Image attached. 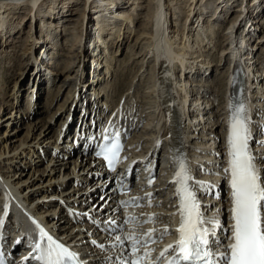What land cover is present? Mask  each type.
<instances>
[{"label":"bare ground","instance_id":"obj_1","mask_svg":"<svg viewBox=\"0 0 264 264\" xmlns=\"http://www.w3.org/2000/svg\"><path fill=\"white\" fill-rule=\"evenodd\" d=\"M46 1H49L46 12L38 17L40 14H38V10L42 9L41 7ZM119 1L0 0V55H3L2 60H5V62L12 61L15 52L18 50V46L20 47L21 45L20 53L24 57L27 55L25 57L27 59L25 64L20 65L22 70L20 77L14 80L11 79L16 88L13 85L14 91L11 92L10 99L8 87L0 76V122H3L5 125L7 124V126L13 125L15 128L13 132L9 134L7 132L5 136H0V168H3L0 170V196L6 197L9 200L8 202L12 209H14L12 205L16 201L15 198H19L22 194L27 199H30L27 202H23V206L18 207V214L20 215H24V213L31 209L32 201L41 200L38 215L40 221H47L48 223H52L50 225H55L54 229L57 235L64 242L75 247L80 253L85 254L89 264H117L120 256L124 260L127 254L125 249L129 246L130 241L125 240L123 244H120L115 240V237L124 236L133 231L139 232L138 235H142L148 232V226L157 228L153 234L156 236H159L165 227L169 230L170 234L165 235L162 240H158L154 245L156 247L159 243H169L175 239L174 232L176 227L174 223L180 216L178 198L174 197L169 200V195L171 194L172 196L176 188L171 176L174 171L173 161L174 158H177L175 151H171L169 147L170 143L168 142L171 121L173 125L177 121V118L179 119V116L182 122L183 120L187 121V132L183 134V142L187 145L195 146V149L201 148L205 152V155L201 159L198 157L193 158V172L197 171L201 165L207 169L218 168V173L223 172V168L227 167L225 165L227 150L225 143L222 142L223 137L227 134V131H225L227 117H221L222 119L219 120L221 113L217 115V112L225 108V105L222 107L220 105L219 95L220 88H223L228 83H225L226 79L230 80V69L229 72L220 73L219 82L213 86L210 85L211 89L205 92L206 95H203V90L199 88L197 92L201 94V97L193 98L188 95V91L192 83L194 85L195 83L198 85L200 83L194 82L195 76H200L201 78L204 76L208 77V73L211 72L213 75V71L216 72V69H221L224 63L228 64L225 56L226 48L224 49L223 44H219L222 39L220 36H217V32L214 30L216 28L214 26L215 22L217 21V23L225 25V28H222V32L226 33L223 34V37L226 35L227 39L236 36L238 33L236 30H247L246 37L243 35L239 36L243 39L245 45H250L251 40L254 38L251 29L254 27L258 29L261 26L260 19L262 12L260 10L264 9V0H181L180 3L179 0H123L125 2L118 5ZM147 1L152 4L151 10L148 12L145 11ZM92 2L93 5H91ZM129 2L131 3L128 4ZM203 2H205L204 5H202ZM178 3L181 8L182 5L180 4H185L188 7L185 21H179L175 17L176 14L172 13L173 6L178 5ZM238 6L240 7L239 10L241 9L242 11L233 20L234 17H230L236 12ZM22 9L24 10L23 12L21 11ZM56 9L59 10L56 11ZM228 14L229 20H225ZM142 17H145L143 21L145 25L140 29ZM135 18L138 19L137 22ZM134 23L136 24L134 25ZM176 26L178 27L176 28ZM51 28L57 32L62 30V32H58L52 39L48 36L50 31H52ZM68 30L72 34L68 51L72 53L76 52V60H82L84 56V64L81 69L78 68V65L81 66V61H77L78 65L73 66V62H75L72 60L73 58L65 61V64L61 68H56V65L58 66V60L56 59L57 62L51 61L45 64V61H39V58H36L44 46L46 49L41 54L46 55L49 61L54 58L53 53L65 50L64 46L69 43L66 41L64 44V41L67 40L66 36H68V33L66 32ZM131 37L135 39L136 45L143 43L142 48L145 50L141 52V57L138 56L139 59L142 58L143 62L140 68L147 65V70H150L152 74L149 77V84H151L149 94L146 96L149 100L146 99V102H154H151L153 105H148L145 108V110H148L145 113V110L141 108V106L144 107L140 103L142 101L138 99V94L140 97V89L137 86L134 89L130 88L122 94V98L127 94V102L122 103L121 109L123 110V107L128 108L129 106L131 110L133 103L135 105L138 103L137 111L141 112V117L143 118L139 120L136 116V111L133 113V117L137 118V120L134 122L135 119L133 118L132 122L137 124L139 120L140 125L137 127L134 136L129 139V143H131L130 160L132 159V162H139L136 163V168L138 167L143 171L142 175L144 176L141 178L143 183L147 182L149 179L147 175L152 170L149 164H147L148 160L153 161L157 154H162V156H166L168 161L164 169L160 168L156 171L157 181L160 180L158 185L138 186L133 184L132 187H136L137 189L136 197L145 198L140 202L141 204L138 207H134L135 203L121 205L120 202L122 200H134L126 198L130 197V194L122 192L117 196L114 194L116 187L111 191H109V188H103V183L109 178V174L107 176L102 174L99 163L93 158L92 151L88 150L85 152L82 150V154L80 155L79 151L76 150L79 156L76 161L70 159V156L65 158L58 157L60 152L64 153V156L65 154L70 155L72 150L73 145L67 139L68 134H66L72 121L67 126L66 135L61 136L54 132L57 123L59 125L63 120L66 121L68 113L75 111L74 106L79 107L80 104L81 110H83V107H88L90 111L100 109L99 117L105 116L104 118H107L109 121V118L112 117L111 111H105V109L114 108L116 105L113 102L115 98L112 97L111 93L113 86H110V84L118 65L117 52L119 49L124 50V47L128 45V50H131L130 52L133 54L132 47L129 48L130 45L128 44ZM230 42L228 43L230 44ZM84 43L88 45L85 54L83 50ZM90 48L91 51L89 52ZM36 50L37 53H35ZM221 50L223 51V55L219 57L220 62L214 63L209 54L212 53L214 55L216 51L218 53ZM92 57L94 58L92 59ZM89 60L91 64L88 65L87 61ZM105 63L106 71L100 70V67L104 66L103 64ZM12 64L10 65V70L14 69L16 63ZM179 64L186 66V68L192 70L191 72L194 70L195 75L192 76L194 80L188 79L187 76L185 79L178 78ZM28 65H31V67L29 68ZM32 65L35 67H32ZM54 65L55 67H53ZM77 68L80 70V73H78ZM196 68H198L197 70L201 68L202 72L196 74ZM263 68L251 70L249 71V75L251 77L252 75L255 77L261 75L262 77L264 74ZM140 73L141 70L136 72V74ZM22 75H24L23 81ZM58 76H65V78L58 81ZM25 77H28L31 82L35 81L36 85H39L40 91L44 87H48V92L46 91L47 98H42L41 96L39 99L40 104L28 102L27 105L29 107L27 109L23 107L24 97L28 89L27 85H29V81L27 80L26 82L24 80ZM17 79L18 81L20 79L19 88L17 87ZM76 79L80 82L79 88L75 86L74 90L70 92L71 89L67 90L70 85L68 83ZM198 79L196 80L198 81ZM61 81L64 84L59 90ZM138 81L137 85H140L141 82L143 83L141 77L138 78ZM262 83V87L255 83V86L253 83L251 86L253 88L256 87L257 91H259L264 87V78L262 79ZM92 84L93 88L90 93L95 92V96L84 94L86 91L89 93L87 89L90 90ZM104 85L105 87L103 88ZM56 91H59L58 94H56ZM174 92H177L179 95L174 96ZM30 93L31 91L28 95ZM252 93L253 99L249 102L251 108L249 115H252L254 110L262 113L264 111V104L256 101V99L254 100V90H252ZM227 94L228 88L225 101L227 100ZM103 96L106 98L108 96V98L103 103L102 108L99 107V105L102 106L101 102L96 106L97 103L91 100L92 97H97L100 100L103 99ZM122 98L120 101L117 100L119 101L117 104H121ZM202 98L206 99L202 100ZM192 100L198 106L199 112L196 117L198 124L192 121L191 117L189 119L190 115H187ZM6 109L10 110L6 112ZM112 112L113 114L115 113V111ZM126 114L128 113L124 114L121 112L120 116H125ZM185 115H187L188 120H186ZM194 125L196 128L199 125L200 127L197 128L198 131L191 132L190 130ZM140 128H142L143 134H136ZM122 132L123 130L120 131V133ZM62 139L64 140L62 141ZM172 139H181V135L172 134ZM159 141L161 152H159L158 146L155 145ZM173 146L178 150L181 149L180 145ZM38 147L44 148L47 154L51 153L53 161L50 164L44 161V158H40L46 154L45 150H41V154H36V152L40 151H37ZM35 154L34 161H32L33 158L32 160L28 159L31 155ZM3 155H6V157L2 160ZM16 159H19L18 161L22 164L20 169H13ZM2 162L4 166H1ZM72 163H75L76 167L70 173L69 170ZM28 165L30 167L35 165V172L28 171ZM127 165L126 163L123 164L126 167L120 169L119 177L132 172V169L127 172ZM4 167H7V173L4 172ZM165 169L167 170L165 171ZM214 173L215 171L213 173H206V178H208L209 182H214L217 178L218 174L213 177ZM67 177L69 178L65 185L64 182L52 183L53 180H64ZM130 181V177L124 178V180L119 179V183L123 184L121 188H126L127 183ZM149 192L153 194L151 205H149L147 198V193ZM218 195L219 197L221 196L219 200L222 202V207L225 204L228 209V196H225L223 191ZM102 196H104V199L108 196L114 197H109V201L104 203V199L100 200ZM64 202L72 209H77L79 205H82L83 208L86 205L85 209L88 207L95 208L97 216L102 214L106 218L111 216V220L115 221V223L110 221L109 225H106L102 222L103 226L100 227L98 223L92 224L91 232L95 236L94 239L97 240L94 243L87 239L88 230L81 227L84 225L83 222H85L83 218L90 216L74 212L71 213L72 217L66 212L67 208L65 207L67 206L64 205ZM124 206H127L125 210L123 209ZM207 207V205H203V208ZM154 212H160L155 216L156 223L147 224L145 222L146 215ZM132 216L136 217L135 223L130 221L124 224V221L129 220V217ZM81 217L82 219L78 220ZM11 230V223L4 222L3 226L0 227L1 236L7 237ZM96 243L101 244L96 245ZM111 261L114 262L112 263Z\"/></svg>","mask_w":264,"mask_h":264},{"label":"snow or ice","instance_id":"obj_2","mask_svg":"<svg viewBox=\"0 0 264 264\" xmlns=\"http://www.w3.org/2000/svg\"><path fill=\"white\" fill-rule=\"evenodd\" d=\"M229 107L227 137L229 160L228 166L223 168V173L230 177L228 179L231 192L230 226L225 228L218 215L208 216L206 210L202 211L203 196L198 193L201 190L205 193L212 192L213 186L196 180L187 158L181 155L173 161L175 166L173 182L176 185L175 194L179 198L180 216L178 227L175 229V243L168 244L153 256L154 250L149 249L148 245L170 234L167 227L155 237L154 229L142 235L133 231L124 236H116L115 240L120 244L125 240L130 241L131 255L126 254L122 264H143L145 260H148V264H264V166L258 167V154L252 147L254 137L251 122L246 115L247 110L243 101L230 104ZM104 139L108 141L109 138L105 136ZM259 143L264 146V142ZM121 149L117 133L111 142L101 145L96 155L103 156L108 167L115 171ZM147 164L150 165L151 160H148ZM148 184L149 186L153 184L152 178L148 179ZM212 194L219 199L217 193ZM152 196L151 192L147 193L149 205ZM144 199L138 197L133 201L120 203L139 205ZM4 215L5 217L8 215L7 211ZM148 219L151 221L153 217ZM130 221L135 223L136 217H129L124 224ZM33 223L39 233V239L32 246L37 261L41 264H74L78 261L76 251L69 250L65 244L53 239L37 221L33 220ZM3 224L4 220L0 219V227ZM222 237L223 240L230 239L231 243L224 245ZM79 264L84 262L80 261Z\"/></svg>","mask_w":264,"mask_h":264},{"label":"rangeland","instance_id":"obj_3","mask_svg":"<svg viewBox=\"0 0 264 264\" xmlns=\"http://www.w3.org/2000/svg\"><path fill=\"white\" fill-rule=\"evenodd\" d=\"M180 1L181 0H179V3H180ZM241 1V0H240ZM183 2V1H182ZM49 3V1H46V2H44V5H42V8H45V10H42V9H40V10H38V17L42 14V13H45L46 12V9H47V4ZM131 2H129L128 4H130ZM175 3V2H174ZM179 3H178V5H176V6H173V10H172V13H174V14H176V18H178V20L179 21H185V17H186V15L188 14V12H187V10H188V7H187V5H185V4H180V5H182V8L181 7H179ZM259 3V2H258ZM145 4V3H144ZM149 4V5H148ZM205 4V2H203L202 3V5H204ZM91 5H93V2H92V4ZM146 12H148V11H150L151 10V8H152V4L151 3H149V1H147L146 2ZM145 7V6H144ZM176 7H178V8H176ZM238 9H236V12L234 13V14H232V16L230 17V18H233L234 17V19L233 20H235L238 16H239V12L240 11H242L241 9L239 10V6L237 7ZM60 9V8H59ZM59 9H56V11L57 10H59ZM149 9V10H148ZM178 9V10H177ZM42 10V11H41ZM22 12L24 11L23 9L21 10ZM257 12V11H256ZM260 12H262L261 13V15L263 16L264 15V9L263 10H260ZM230 14V13H229ZM229 14L225 17L226 19L225 20H229ZM261 16V19H262V21H261V26H259L260 28H262L263 29V27H264V17H262ZM114 17V16H113ZM115 18V17H114ZM117 19V18H116ZM260 19V20H261ZM135 20H136V22L138 21V19L137 18H135ZM145 20V17H142L141 18V20H140V23H142V25H141V27H140V29L145 25L144 23H143V21ZM84 21H85V18H84ZM214 23V22H213ZM136 23H134V25H135ZM216 24V25H215ZM215 24H214V26H216V32H217V36H220L221 37V41L219 42V44L220 45H226L227 43H228V41L230 40V38L229 39H227V37H225L226 35H224V37H223V34H226V33H224V32H222V30L225 28V25H223V23L221 24V23H217V21L215 22ZM220 24V25H219ZM259 24V23H258ZM178 26H176V28H177ZM224 27V28H223ZM229 27V26H228ZM223 28V29H222ZM230 29V28H229ZM228 29V30H229ZM51 30H52V28H51ZM227 30V31H228ZM58 32H62V30H60V31H58ZM57 31H54V30H52V31H50V33L48 34V36H50V38H54L56 35H57V33H58ZM225 32H226V30H225ZM66 33H68V36H66L67 37V40H65L64 41V44L66 43V41H68L69 43H67L68 45H66V46H64V48H65V50H60V51H58L59 53H53V55H54V59H56V60H58V66L56 65V68H58V67H62L63 66V64H65V61H68L69 59H72V60H74L75 62H73V66H77L78 65V63H77V61H81V66H79L78 65V68H80L81 69V67H83V64H84V56H83V58H82V60H76V58H75V53L76 52H69L68 50H69V47H70V42H71V38H72V34H70V30H68ZM56 39V38H55ZM58 40H59V38H57ZM64 40V39H63ZM224 41V42H223ZM222 42V43H221ZM128 44L130 45L129 46V48L130 47H132V51H133V54L130 52L131 50H128V45H126L125 47H124V50H122V49H119L118 50V52H117V58H118V62H117V67H116V69H115V72H114V76H113V78H112V82H111V84H110V86L112 85L113 86V91L111 92L112 93V97H114L115 98V101L117 102V100H119L120 99V97H122V94L125 92V91H127V90H129L130 88L131 89H134L136 86L140 89V97H139V94H138V99L139 100H141L142 102H140L141 103V105H143L144 107H142L141 106V108H142V110L144 109L145 110V108H147L148 107V105L149 106H151V105H153V103H151V102H154V101H148V102H146L147 100H149L148 99V97H146L148 94H149V87L151 86V84H149L150 82H149V80H150V78L149 77H151V71L150 70H147V65L146 66H143V68H142V66H141V68H140V65H142V58H140L139 59V57H141V52H144V50L145 49H143L142 48V45H143V43H140V44H138V45H136V43H135V39H132V37L130 38V40H129V42H128ZM136 45V46H135ZM22 47V45L19 47L18 46V52L16 51L15 52V56H14V58L12 59V61H9V62H5V60H2V57H3V55H0L1 57H0V76H1V78L2 79H4L3 81L6 83V86L8 87V94H9V99L11 98V92H13L14 91V89H13V85H14V82L12 81V80H14V79H16V78H18V77H20V74H21V72H22V70H21V68H20V65L22 64V65H24L25 64V62L27 61V59L20 53L21 52V48ZM84 48H83V50H84V54L86 53V50L88 49V45H87V43H84V46H83ZM91 51V48L89 49V52ZM35 53H37V50H36V52ZM119 53V54H118ZM72 54H74V55H72ZM223 55V51L221 50V51H219L218 53H217V51L214 53V55H212V53L211 54H209V57L213 60V62L214 63H219L220 62V60H219V57L220 56H222ZM139 56V57H138ZM10 57H11V55H10ZM135 57H138V58H135ZM37 58V57H36ZM134 58H135V60H134ZM214 58V59H213ZM5 59V58H4ZM55 60V62H57ZM13 61H16V62H13ZM71 61V60H70ZM20 62V63H19ZM88 62V65L89 64H91V61L89 60V61H87ZM221 62H223V61H221ZM11 63H13L12 65H14L15 63V67H14V69L13 70H10V65H11ZM80 64V63H79ZM145 64V63H144ZM55 65L53 66V67H55ZM61 65V66H60ZM226 65H228V64H226V63H224V65H222V67H221V69H216V76L214 75H212V73L210 72V76H208V77H205V78H199V84L201 85V83L203 82V80L206 82L207 81V83L209 84V85H214V84H217L218 82H219V76H220V73L221 72H226V71H228L229 72V67H228V69H227V66ZM29 66V68L31 67V65H28ZM21 67H23V66H21ZM32 67H35V66H33L32 65ZM28 68V69H29ZM64 68H66V67H64ZM77 68V70H78V73H80V70ZM90 68V67H89ZM88 68V69H89ZM73 69V68H72ZM118 70V71H117ZM141 70V73L140 74H136V72L137 71H140ZM145 72H146V74H145ZM215 71H213V73H214ZM137 75H138V77H137ZM3 76V77H2ZM23 76L24 75H22V81H23ZM59 78L57 79L58 81H60V80H63L64 78H65V76H58ZM61 77V78H60ZM142 78V81H143V83L141 82V84L140 85H137L138 84V78ZM209 77H211L210 79H209ZM12 79V80H11ZM144 79V80H143ZM207 79H209V80H207ZM24 80H26V82H27V80L29 81V85H27L28 87V89H27V91H26V95L25 96H27L28 94H29V92L30 91H32V88L36 85V82L35 81H30L29 79H28V77H25V79ZM103 80V79H102ZM218 80V81H217ZM75 81H77V80H72V82H70V83H68V85H69V87H68V89L67 90H70V92L72 91V90H74L73 88H74V84H75ZM138 81V82H137ZM31 82V83H30ZM17 83H18V85H17V87L19 88V85H20V79H19V81H18V79H17ZM16 83V84H17ZM33 83V84H32ZM61 84H60V87H59V90H60V88H61V86L64 84L62 81L60 82ZM229 84V79H228V83H227V85ZM6 87V88H7ZM105 87V85L103 86V88ZM109 87V86H108ZM223 87V86H222ZM14 88H16V86L14 85ZM227 88H228V86H227ZM40 89V88H39ZM87 89V88H86ZM209 89H211V87L210 88H208V89H205V90H203V95H206L205 94V92H207ZM224 89H225V85H224V87L223 88H220V102H223V97H224ZM88 90V92L89 93H87V91H86V93H84V94H86V95H88L89 96V94H90V96H95V92L94 93H90L92 90L90 89H87ZM226 91H227V89H226ZM58 92L59 91H56V94H58ZM47 95H48V93H47ZM115 95V96H114ZM121 95V96H120ZM125 98L127 97V94H125V96H124ZM63 98H64V96H63ZM147 99V100H146ZM204 99H206V98H204ZM203 98H202V100H204ZM67 100V99H66ZM75 101H76V99H75ZM143 101H145V102H143ZM145 103V104H144ZM79 106V105H78ZM105 106V105H104ZM75 107V111H72V112H77L78 110H79V107H76V106H74ZM137 107V106H136ZM71 108V107H70ZM105 108V107H104ZM111 108H113V107H111ZM105 109V111H111V114L113 113L112 111H116V112H118L117 114H119L120 115V113L121 112H123L124 114L125 113H128V112H126L125 110H122L121 109V104L119 105V103L118 104H116L115 106H114V108L113 109ZM138 108V107H137ZM128 110L127 111H129L130 110V108H129V106H128V108H127ZM149 109V108H148ZM10 109H6V112L7 111H9ZM81 110V109H80ZM147 110V109H146ZM150 110V109H149ZM4 112H5V110H4ZM72 112H69L68 113V115H67V117L69 118L70 117V115H71V113ZM136 116L138 117V119L139 120H142L143 118L142 117H139V111H138V113H137V111H136ZM48 119H49V117H47ZM47 118H45V119H47ZM196 121H198L197 120V118H196ZM26 122H28V121H26ZM26 122H25V124H26ZM62 123V124H61ZM59 125H58V123H57V126L55 127V133L56 134H60L61 136H64V134H65V132H66V129H67V126L69 125V122H68V124H66V121L65 120H63L62 122H61ZM24 124V126H26ZM55 124V123H54ZM144 124H145V122L143 123V126H144ZM193 125V124H192ZM63 126V127H62ZM195 126V125H194ZM143 128V127H142ZM142 128H140L139 129V131H137L136 132V134H143V132L141 131L142 130ZM15 128L13 127V125L12 126H7V124L5 125V124H3V122H0V136H5L6 134H7V132H8V134L9 133H11V132H13V130H14ZM65 129V130H64ZM141 132V133H140ZM66 135V134H65ZM70 141V140H69ZM18 143V142H17ZM17 143H15V144H17ZM38 150H40L39 152H36V154H38V153H42L41 152V150H45L44 148H41V147H38V149H37V151ZM46 151V150H45ZM71 152H72V154H73V150H71ZM61 153V152H60ZM58 154V157L59 158H62L61 157V154ZM36 154L35 155H31V157H29L28 159L29 160H32V158H33V160L32 161H34V159H35V157H36ZM39 154V155H40ZM71 154V153H70ZM48 155V156H47ZM63 155V154H62ZM43 157H40V158H44V161H46L48 164H50L52 161H53V158H51V157H53V156H51V153L50 154H47V151H46V154L45 155H42ZM4 157H6V155H3V157H2V160L4 159ZM63 157H65V155L63 156ZM31 158V159H30ZM79 158V156L77 155L75 158H74V156H72V155H70V159H72L73 161H76L77 159ZM19 159H16L15 161H14V168L13 169H15V168H18V169H20L21 168V162L20 161H18ZM79 161V160H78ZM35 162H38V161H35ZM37 164V163H36ZM1 166H4V163L2 162L1 163ZM76 167V165H75V163H72V165L70 166V173L74 170V168ZM36 167H35V165H33L32 167H30L29 165L27 166V169H28V171H30V172H35L34 170H36L35 169ZM1 169H3V168H0V170ZM4 172L5 173H7V167H4ZM3 171V170H2ZM64 171H66V170H64ZM69 177H67V178H65L64 180L63 179H59V180H53L52 181V183H59V182H64V185L67 183V179H68ZM62 180V181H61ZM66 180V181H65ZM89 183V182H88ZM81 184V183H80ZM82 184H83V182H82ZM75 191V190H74ZM76 192H78V191H76ZM165 193V192H164ZM66 206V205H65ZM68 206V205H67ZM68 207H70V206H68ZM71 207H75V206H71Z\"/></svg>","mask_w":264,"mask_h":264}]
</instances>
